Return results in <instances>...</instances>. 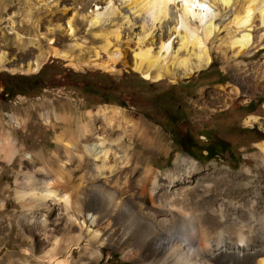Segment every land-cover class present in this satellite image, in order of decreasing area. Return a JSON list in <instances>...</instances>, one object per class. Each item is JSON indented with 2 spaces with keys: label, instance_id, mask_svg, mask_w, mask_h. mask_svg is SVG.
I'll use <instances>...</instances> for the list:
<instances>
[{
  "label": "bare ground",
  "instance_id": "1",
  "mask_svg": "<svg viewBox=\"0 0 264 264\" xmlns=\"http://www.w3.org/2000/svg\"><path fill=\"white\" fill-rule=\"evenodd\" d=\"M118 1L126 2L131 13L137 16L143 32L144 27L151 30L156 24L163 28L157 37L156 51L151 50V39L148 46L141 48L138 45L133 53L130 67L143 79L169 77L175 81L206 68L214 57L230 73V79L218 84L217 90L211 92L212 100L219 106L227 105L233 95L242 92L264 96V51L260 57L253 58L264 50V0H230L227 5L223 0ZM162 2L167 3L164 11L156 7ZM185 3L207 7L209 11L203 17V24L200 14L204 9L192 8L189 12ZM102 8L91 15L90 26L103 28L111 24L117 6L107 0L104 7L95 10ZM168 12L171 13L170 20ZM123 17L128 20L126 15ZM182 23L184 27H181ZM120 28L116 25L105 32L103 49L109 47L112 40L118 41ZM220 29H224L222 35ZM65 31L68 35L74 32L70 19L66 21ZM208 32H211L210 36ZM172 34L173 38L170 37ZM16 38L17 42L23 43L18 33ZM174 38H177V47L171 54ZM28 43L34 45L32 39ZM164 45L168 48L165 49ZM180 48L187 51L185 57L177 56ZM54 54L66 56L64 52ZM112 54L118 56L119 50L115 48ZM168 60L169 65L179 60L176 62L179 73L167 65ZM9 61L0 52V69H6ZM39 67L40 61L35 58L19 64L17 69L30 73L38 71ZM66 116L65 113H55L57 121L67 119ZM257 119L250 115L245 122L257 123ZM78 121L77 130L85 137L83 152L76 154L77 167L81 171L78 177L70 179L64 175L60 163L53 176L39 178L26 172L20 180H15V194L21 207L30 213L37 211V216H32L27 224L30 229H37L43 239H53L57 246L58 237L49 233L50 224L55 225L54 230L69 235L71 229L76 228L77 232L72 234L73 244L79 245L85 234L88 235L81 254L91 261L100 257L102 244L113 242L118 232L117 245L127 247L126 256L136 264H264V141L255 143L257 150L252 155L256 159L245 160V166L237 173L213 167L211 174L203 172L194 177V173L201 169L197 160L188 155L176 156L172 166L161 175L150 176V204L143 205L133 203L126 196L127 173L115 172L126 163V158L114 147L105 146L108 134H103L106 128L115 134L114 138L111 135L112 140L123 146V135L135 132L134 128L129 129L130 121L118 108L106 107H101L88 121L81 118ZM73 134L68 127L56 134L57 147L72 151L75 148ZM88 136L97 141L89 142ZM9 138H0V158L6 163H10L20 151L15 140ZM83 155L90 161V171L82 169ZM51 156L56 157V153ZM37 171L49 173L44 163ZM148 174L145 171L138 180L142 190L148 183ZM232 184L238 188L242 186L244 191H230ZM107 229L108 236L101 238ZM91 242L95 246H91Z\"/></svg>",
  "mask_w": 264,
  "mask_h": 264
},
{
  "label": "rangeland",
  "instance_id": "2",
  "mask_svg": "<svg viewBox=\"0 0 264 264\" xmlns=\"http://www.w3.org/2000/svg\"><path fill=\"white\" fill-rule=\"evenodd\" d=\"M111 1L117 6L116 13L111 24L100 28L90 26L89 19L95 11L103 10L95 8L104 7L107 0H0V52L10 60L6 69H0V75H31L41 71L45 83L38 91L10 98L2 94L0 84V138L10 137L20 148L10 163L0 158V264H136L126 256L127 247L117 245L118 232L113 242L102 244L97 260L91 261L81 254L88 237L86 228L82 242L75 245L72 234L77 232L76 228H72L69 235L54 230L55 225H48L49 233L58 237L55 246L53 239L45 240L37 229L29 228L27 223L32 216H37V211H25L15 194V180H20L26 172L47 178L53 176L62 163L64 175L70 179L80 175L77 155L83 152L85 137L76 125L79 118L88 121L101 107L118 108L130 121L129 129H135V132L123 135V146L112 140L114 133L106 128L103 133L108 134L105 146L114 147L126 158V163L115 172L127 173L129 182L124 190L133 203L150 204L151 177L170 168L176 156L188 155L197 160L201 169L194 173V177L203 172L211 174L213 167L237 173L249 158L256 159L252 155L257 150L255 143L264 141V96L242 92L233 95L224 106L212 100L210 95L217 90V85L230 79V73L213 56L206 68L175 81L169 77L146 80L135 72L130 64L137 46L145 48L153 39L151 50L156 51L157 37L163 28L157 24L151 30L144 27L145 36L137 16L131 13L126 2ZM125 15L128 20L123 17ZM170 16L168 12L169 20ZM68 19L74 27L72 35L65 31ZM116 25L121 26L118 41L112 40L110 46L103 49L105 32ZM16 33L22 37L23 43L17 42ZM221 33L224 29H220ZM173 34L170 37L173 38ZM31 39L35 46L28 43ZM176 41L174 38L171 54L177 47ZM115 48L119 50L118 56L112 54ZM263 51L261 49L253 58L260 57ZM55 52H64L66 56L55 55ZM186 52L180 48L177 56L185 57ZM35 58L40 61L38 71L26 73L17 69L19 64ZM176 62L169 66L179 73ZM161 93L163 98L159 97ZM177 107L183 108L184 114L179 117H185V120L171 130L167 115ZM55 113H65L67 119L57 121ZM250 115L258 118L257 123L245 122ZM67 127L74 131L72 140L75 144V148L68 152L58 148L54 141L55 135ZM185 130L189 133L187 136L193 135L197 143L191 149L195 157L178 147L172 138L171 132L179 133L180 137ZM88 137L89 142L97 141L93 136ZM208 137L226 141L229 148L218 150L213 156L198 151V147L208 143ZM53 153H56L54 158ZM25 154L29 156L24 157ZM82 159L83 171H90L89 159L84 155ZM43 163L49 173L37 171ZM145 171L150 175L142 190L138 180ZM229 190L243 192L244 188L232 184ZM90 227L94 228L93 225ZM108 234L107 229L101 238ZM67 245L70 247H65ZM91 246L95 244L91 242Z\"/></svg>",
  "mask_w": 264,
  "mask_h": 264
},
{
  "label": "trees",
  "instance_id": "3",
  "mask_svg": "<svg viewBox=\"0 0 264 264\" xmlns=\"http://www.w3.org/2000/svg\"><path fill=\"white\" fill-rule=\"evenodd\" d=\"M0 84L2 86V94L8 96V98L14 97L16 94H26L28 92L38 91L45 86L41 71H38L37 73L31 75L4 73L0 75ZM159 97L163 98V93H161ZM173 115V113H169L167 117H172ZM165 125L167 126V124ZM171 134L175 144L178 147L182 148L183 150H186L190 155L195 157L191 153L192 148H188L180 144L179 140H183L189 134L186 130L180 135V137L175 136L173 132H171ZM197 150L201 152L202 150H204V147H198ZM207 154L211 155L210 152H207Z\"/></svg>",
  "mask_w": 264,
  "mask_h": 264
},
{
  "label": "flooded vegetation",
  "instance_id": "4",
  "mask_svg": "<svg viewBox=\"0 0 264 264\" xmlns=\"http://www.w3.org/2000/svg\"><path fill=\"white\" fill-rule=\"evenodd\" d=\"M183 112L184 111H183L182 107H177L175 109V111H173L174 115L172 117H167L166 120L169 123V127L171 130H173L177 126V124H179L180 122L185 120V117L184 118L179 117L180 115L184 114ZM173 133L175 136L179 135V133H175V132H173ZM197 136H201L203 138L205 137L203 134H198ZM206 140H208V143H206L203 146L204 150H202V151H206V154H207V152H210L212 155H216V151L226 150L229 148L226 141H224L220 138L208 137V138H206ZM179 141H180V144H182L188 148H194L197 146V143H196L193 135L192 136H186L183 140H179Z\"/></svg>",
  "mask_w": 264,
  "mask_h": 264
},
{
  "label": "clouds",
  "instance_id": "5",
  "mask_svg": "<svg viewBox=\"0 0 264 264\" xmlns=\"http://www.w3.org/2000/svg\"><path fill=\"white\" fill-rule=\"evenodd\" d=\"M168 2L170 3V2H173V0H168ZM226 2H230V0H223V3H226ZM185 8H187V10L189 11V12H191V9L192 8H201V9H204V12H202L201 14H200V22H201V24H203V22H204V20H203V17H204V15L205 14H207L208 13V9H207V7L204 5V4H192V5H188L187 3H185ZM156 7H158L161 11H164L166 8H167V3H164V2H162V3H160L159 5H156ZM164 14L166 15V12H164ZM249 16H250V12H249V14H248ZM245 23H247V20H245ZM181 27H184V24L182 23L181 24ZM209 28H211V24H209V26H208ZM207 35H211V32H208V34ZM201 47H203V45H201ZM164 48L165 49H167L168 48V45H164ZM241 243H243V241L241 240L240 241Z\"/></svg>",
  "mask_w": 264,
  "mask_h": 264
},
{
  "label": "snow or ice",
  "instance_id": "6",
  "mask_svg": "<svg viewBox=\"0 0 264 264\" xmlns=\"http://www.w3.org/2000/svg\"><path fill=\"white\" fill-rule=\"evenodd\" d=\"M229 2H226L225 4L227 5ZM250 15H251V13H250Z\"/></svg>",
  "mask_w": 264,
  "mask_h": 264
}]
</instances>
